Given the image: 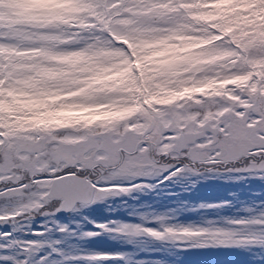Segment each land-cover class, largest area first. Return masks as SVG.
Instances as JSON below:
<instances>
[{"label":"snow or ice","instance_id":"snow-or-ice-1","mask_svg":"<svg viewBox=\"0 0 264 264\" xmlns=\"http://www.w3.org/2000/svg\"><path fill=\"white\" fill-rule=\"evenodd\" d=\"M202 174L264 180V0H0L4 264L48 259L16 231L75 236L58 214ZM251 209L202 225L93 221L82 235L264 251V201Z\"/></svg>","mask_w":264,"mask_h":264},{"label":"rangeland","instance_id":"rangeland-1","mask_svg":"<svg viewBox=\"0 0 264 264\" xmlns=\"http://www.w3.org/2000/svg\"><path fill=\"white\" fill-rule=\"evenodd\" d=\"M205 175L206 174L199 175V179L202 178L201 176L205 177ZM177 178L189 181L191 186V182H194L196 176ZM214 179H219L221 183L222 179H226L229 184L236 181V179L224 175H218L214 177ZM197 188H201V191H196L199 193L197 202L192 204L193 207L187 208L188 211L184 209V206H180L179 210L175 212L178 219L176 220L177 223L174 225H202L207 219L214 217H243L252 210V205H255L259 201H264V193H248L245 192L247 188L237 189L236 191L232 188H226V194H229L230 199H234L233 195L236 196V193L238 194L239 198L236 202H231L230 207L223 208L222 210H213L209 213L210 211L202 209L201 212L197 211L200 210V204L210 203L211 198H213L212 202L214 200L213 203H217V190L215 189L212 192L202 187H196V189ZM157 194L159 193L156 191L152 192L151 195L154 200L157 199ZM161 205L165 208L162 202L160 203V206ZM149 214L152 216V212L150 211L147 214L146 202L143 203V201L138 198L136 201L134 198L130 200L127 194H122L110 197L103 202L94 203L83 209L81 216H77L73 213H68L63 216L57 215V220L60 224L70 225L77 229L78 234L75 236L61 234L55 230H50L43 236L25 235L23 231H16L13 235V239L20 241H42L44 246L40 250L39 255L48 257L45 264H87L84 260H73L71 257L78 256L81 253L94 254L103 252L120 253L123 257V259L106 261L105 264H264V251L259 248H207L185 251L179 249L176 245L160 242L150 237L119 238L114 235L104 234L97 235L93 238H86L82 235L86 232L96 231L92 225L93 221H115L117 223L127 222L137 224L138 221L135 220H139L146 215L149 217ZM153 214L163 216L166 214V211H154ZM128 216L132 217V219L129 220ZM42 220V217L37 216L31 222V227L39 228ZM73 221L77 223L74 224ZM86 224L89 227L86 226ZM138 224L143 223L139 222ZM149 226L154 228L158 227L156 224H150ZM9 230L11 231V228H9ZM129 240L134 242H130ZM14 251L15 250H13V253ZM258 253L260 255H258ZM36 259L38 260V257ZM0 264H4V261L0 260ZM33 264H35V261H33Z\"/></svg>","mask_w":264,"mask_h":264},{"label":"flooded vegetation","instance_id":"flooded-vegetation-1","mask_svg":"<svg viewBox=\"0 0 264 264\" xmlns=\"http://www.w3.org/2000/svg\"><path fill=\"white\" fill-rule=\"evenodd\" d=\"M217 176H218L217 174H212V175L206 174L205 177L201 176L202 177L201 179H199V176H196V179L194 180L196 181V183H198L202 187H207V191H211L213 182L215 181L214 177H217ZM227 184H228V187H227ZM222 185L224 189L232 188V189H235L236 191L237 189L247 188L245 192H248V193L250 192L252 194H263L264 193V180H257V179H252V178H241L229 184L226 179H222ZM135 191L136 190L132 191V193H134ZM224 192L226 193V191ZM163 194L164 195L173 194L174 196L177 197V203H175V205L179 204V194L176 192L175 188H173L172 190H168V192H163ZM142 201L143 203L146 202L147 214L149 210L150 211L151 210L160 211L161 206H162V205L160 206V203L162 202V204H164L163 197L160 194H157V199L154 200L150 193H144Z\"/></svg>","mask_w":264,"mask_h":264},{"label":"trees","instance_id":"trees-1","mask_svg":"<svg viewBox=\"0 0 264 264\" xmlns=\"http://www.w3.org/2000/svg\"><path fill=\"white\" fill-rule=\"evenodd\" d=\"M215 181L213 182V185L212 186H217V185H220L221 184V182L219 181V179H214ZM187 183H188V181H186ZM189 188H192L193 189V187L192 186H188ZM158 192H159V190H158ZM132 198H134V200L136 201V199H137V197H135V196H130L129 197V199L130 200H132ZM167 210V208L165 207H161V210L160 211H166ZM150 211V210H149ZM159 211V212H160ZM150 212H152V216H150V214H149V217H155V216H158L159 214H157V215H154L153 213H154V211L153 210H151ZM146 216H148V215H146ZM159 216H161V215H159ZM162 217H167L168 219L166 220V223H168V224H175V223H177L175 220H173L174 222L173 223H171V221H172V219L168 216V215H163ZM145 221V220H144ZM155 224V223H154ZM157 226H159L158 224H156ZM177 225H179V224H177Z\"/></svg>","mask_w":264,"mask_h":264}]
</instances>
